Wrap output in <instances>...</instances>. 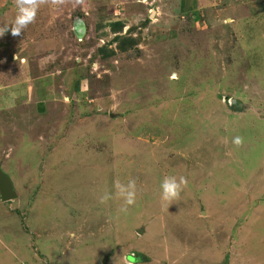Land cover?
<instances>
[{
    "label": "rangeland",
    "instance_id": "obj_1",
    "mask_svg": "<svg viewBox=\"0 0 264 264\" xmlns=\"http://www.w3.org/2000/svg\"><path fill=\"white\" fill-rule=\"evenodd\" d=\"M180 1L49 3L0 37V168L17 192L0 198V264H264V0ZM16 14L0 0V25ZM116 20L136 41L123 52ZM169 175L188 181L170 203ZM130 177L127 214L98 202Z\"/></svg>",
    "mask_w": 264,
    "mask_h": 264
},
{
    "label": "clouds",
    "instance_id": "obj_2",
    "mask_svg": "<svg viewBox=\"0 0 264 264\" xmlns=\"http://www.w3.org/2000/svg\"><path fill=\"white\" fill-rule=\"evenodd\" d=\"M73 0H15L16 16L8 24L0 25V37L6 32H10L13 37L22 35L25 28L32 24L41 6L51 3L57 7L65 6ZM233 144L237 147L243 144V137L233 138ZM188 181L184 176H165L161 182V199L172 202L180 198L181 192L187 187ZM114 192L105 191L98 197L100 204H107L109 200L117 199L123 203L119 208L120 213L127 214L130 206L137 201V181L135 178H128L127 182L116 180L113 183Z\"/></svg>",
    "mask_w": 264,
    "mask_h": 264
},
{
    "label": "trees",
    "instance_id": "obj_3",
    "mask_svg": "<svg viewBox=\"0 0 264 264\" xmlns=\"http://www.w3.org/2000/svg\"><path fill=\"white\" fill-rule=\"evenodd\" d=\"M181 4L179 5V9H181L183 11L184 7H185V3H187V0H181L180 1ZM194 18L196 19V17L194 16ZM108 26L110 27V29L112 30V32L115 34L113 41L112 42H116L115 44V49L119 50L121 52L126 51L128 49H130L131 47L134 46V44L136 43V41H134V38L129 35L130 33V27L125 31L124 34H122V30L125 26V23L121 20H116V21H111ZM115 49H105V47H100V51H102V56H111L115 53Z\"/></svg>",
    "mask_w": 264,
    "mask_h": 264
},
{
    "label": "water",
    "instance_id": "obj_4",
    "mask_svg": "<svg viewBox=\"0 0 264 264\" xmlns=\"http://www.w3.org/2000/svg\"><path fill=\"white\" fill-rule=\"evenodd\" d=\"M17 192L14 189L13 182L11 178L2 171L0 168V198L2 201H9L16 198ZM138 233L141 229L137 230ZM225 264V263H223Z\"/></svg>",
    "mask_w": 264,
    "mask_h": 264
},
{
    "label": "crops",
    "instance_id": "obj_5",
    "mask_svg": "<svg viewBox=\"0 0 264 264\" xmlns=\"http://www.w3.org/2000/svg\"><path fill=\"white\" fill-rule=\"evenodd\" d=\"M186 9L191 11L193 10V7L192 5H189V3L187 2L185 3V7L183 11H186ZM48 100H49L48 98L45 99L44 93L41 94L40 99L36 101V104H35V109L37 110V112H45L47 108L46 104Z\"/></svg>",
    "mask_w": 264,
    "mask_h": 264
}]
</instances>
